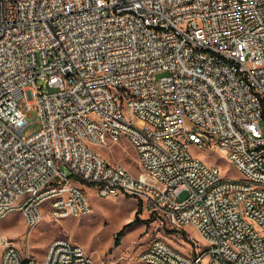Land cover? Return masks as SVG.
<instances>
[{
  "label": "built area",
  "instance_id": "obj_1",
  "mask_svg": "<svg viewBox=\"0 0 264 264\" xmlns=\"http://www.w3.org/2000/svg\"><path fill=\"white\" fill-rule=\"evenodd\" d=\"M122 138L138 175L97 149ZM87 185L204 240L152 239L140 264H264V0H0V219L91 214ZM0 246V264H103L71 238Z\"/></svg>",
  "mask_w": 264,
  "mask_h": 264
},
{
  "label": "rangeland",
  "instance_id": "obj_2",
  "mask_svg": "<svg viewBox=\"0 0 264 264\" xmlns=\"http://www.w3.org/2000/svg\"><path fill=\"white\" fill-rule=\"evenodd\" d=\"M161 73L158 74V77ZM19 106L27 116L30 124L25 130V135L36 132L38 114L27 109V100L18 98ZM93 116V115H92ZM97 149L112 163L122 164L135 175L140 174L137 154L130 142L122 138L119 142L109 141ZM194 155L199 156L209 163L218 162L223 175L240 177L241 173L227 161L219 157L216 152L191 148ZM93 205V212L77 218L54 220L47 211L40 223L28 227L21 213H11L6 218L0 219V235L13 242L22 253L42 257L46 247L57 238H71L81 244L95 259L103 264H140V252L155 238L169 242L175 247L190 251L195 248V242L204 243L200 233L194 227L177 228L161 224L153 216L140 210L138 200L129 195L117 197H102L95 187H84ZM186 192L181 197L186 196ZM131 224L125 229L120 245L115 246L117 233L126 224ZM2 247L0 246V256Z\"/></svg>",
  "mask_w": 264,
  "mask_h": 264
},
{
  "label": "trees",
  "instance_id": "obj_3",
  "mask_svg": "<svg viewBox=\"0 0 264 264\" xmlns=\"http://www.w3.org/2000/svg\"><path fill=\"white\" fill-rule=\"evenodd\" d=\"M140 210H141V209L139 208V209H138V212H139ZM129 225H131V224L129 223V224L124 225L123 228L117 233L116 238H115V246L120 245L121 238H122V236H123L124 233H125V229H126Z\"/></svg>",
  "mask_w": 264,
  "mask_h": 264
},
{
  "label": "crops",
  "instance_id": "obj_4",
  "mask_svg": "<svg viewBox=\"0 0 264 264\" xmlns=\"http://www.w3.org/2000/svg\"><path fill=\"white\" fill-rule=\"evenodd\" d=\"M6 218V217H5ZM43 255H44V253H43ZM43 257V256H42ZM38 258H41V257H38ZM139 261V260H138Z\"/></svg>",
  "mask_w": 264,
  "mask_h": 264
}]
</instances>
